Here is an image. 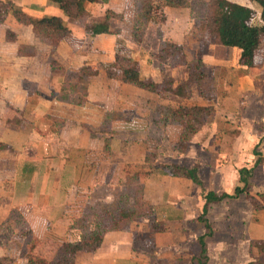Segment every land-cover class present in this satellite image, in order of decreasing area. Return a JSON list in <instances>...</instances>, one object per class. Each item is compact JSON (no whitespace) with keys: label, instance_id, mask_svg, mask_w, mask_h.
Instances as JSON below:
<instances>
[{"label":"crops","instance_id":"0c3cea01","mask_svg":"<svg viewBox=\"0 0 264 264\" xmlns=\"http://www.w3.org/2000/svg\"><path fill=\"white\" fill-rule=\"evenodd\" d=\"M229 1L260 11L250 0ZM0 3L15 7L33 19L61 17L69 29L68 38L51 49L47 44L38 43L30 29L22 28L12 14L3 16L0 22V142L7 146L0 152V228L9 225L15 229L20 220V225L29 231L15 246H0V259L28 264L29 256L34 254L51 261L63 243L82 239L83 232L77 222L88 211H93V207L83 209V206H88L96 190L102 188L97 183L105 181L101 169L109 164L104 157L109 152L105 151L104 137L98 131L118 130L113 127L115 125H111L112 129L103 125L109 122V101L119 104L123 97L110 98L113 93L108 89L109 82L104 77L103 68L114 60L118 47L130 51L131 58L134 52L123 43L121 45L118 38L123 35L120 32L91 36L87 25L106 21L104 15L98 16L90 11L92 3L86 5L85 16L79 20L67 18L48 0H0ZM108 4H104L106 9ZM179 10L172 11L162 29L172 32L166 42L187 45V30L182 27L181 30L174 29L177 18L173 13ZM8 28L19 33L15 43L7 40ZM221 46L231 51L232 58L225 61L216 58L211 63L217 66H223L227 61L238 64L240 51ZM140 53L141 48L136 59L141 77L161 83L162 77L156 72L142 73L143 69L149 68L145 66L148 56L142 57ZM51 61L56 63L54 67L50 65ZM84 67L99 71L90 82L87 101L83 105L73 103L71 100L76 95H70V100H62L61 86L69 79V72ZM174 71L171 69L169 76L176 83L186 79L183 75L178 80ZM121 146L125 144L115 138L110 140L112 154ZM116 152L118 154L120 150ZM178 164L187 168L195 166ZM204 169L206 167L201 163L197 171L205 192L231 195L236 187L241 186L240 175L228 172L225 167H214L217 171L213 181L205 177L208 173ZM105 184L112 187V181L110 184L105 181ZM139 186L140 196L153 208L155 220L162 223L165 230L152 233L147 218H141V222L128 220L118 228L104 231L99 248L94 252H80L76 264H192V260L200 256L198 239L207 233L204 224L198 221L205 205L203 190L193 185L190 179L152 173L141 180ZM119 187L121 190L122 185ZM114 190L111 189L110 193L113 194ZM112 194L104 197V202H109ZM241 197L211 205L223 206ZM13 213L16 214L14 218ZM251 218L240 239L219 238L216 247L211 244L217 236L216 229H212L213 236L206 238L208 264L215 261L216 264H264V248H260V245L264 246V210L254 211ZM210 224L212 227V222ZM140 234H144L142 239ZM27 240L35 241L32 252L30 249L22 252Z\"/></svg>","mask_w":264,"mask_h":264},{"label":"rangeland","instance_id":"374dc122","mask_svg":"<svg viewBox=\"0 0 264 264\" xmlns=\"http://www.w3.org/2000/svg\"><path fill=\"white\" fill-rule=\"evenodd\" d=\"M108 1H111L110 5L108 2L103 3L101 0H97L92 3L90 11L98 16L104 15L110 35L119 32L121 36L123 35L118 39H120L121 45L130 47L131 52H134L133 60L137 61L139 48H141L140 55L142 57L148 56L145 66L150 69H143L142 73L154 71L162 77L161 83H163L165 79L170 78L171 69H175V77L178 80L182 79L183 75H186L185 67L182 68L183 58L179 55L167 56L162 52L165 42L172 33L164 32L162 29L164 24L162 0ZM205 3L207 1L203 4ZM104 4H108L107 9ZM187 4V6L191 5L194 11H191L189 7H183L180 8V13L179 11L173 13V16L177 18L174 29L177 31V29L181 30L182 27V30H187L185 38L190 48L187 60L189 58H201L207 61V73L212 75L217 83L212 95H217L218 99L224 97V100L219 101V103L217 99L215 104L217 108L216 117L211 116L210 111L190 112L183 140L178 147H174L171 141L175 138V129L173 132H169L158 126L153 120L156 104L161 102L159 98L144 92H141L142 94L134 93L132 89H129L130 87L122 88L115 94L114 88L111 87L110 91L113 94L110 98L123 97L120 102L123 106H120V103L117 104V101L115 104L112 101L107 102L108 105L110 104V111L107 116L109 122H105L107 124L103 127L106 129L111 127L112 129L111 125H115L113 127L118 128V130H103L98 131V133L104 137V140L115 138L125 146L116 148V151L120 150L118 154L116 151L112 154L110 149L108 155L104 156L108 159L109 164L107 167H102L101 171L105 173L104 180L106 182L108 181L110 184L112 181L113 188H108L105 181L102 180L101 183H97L102 185V188L96 190L93 201L88 206H83V209L93 207L92 212L88 211L86 217L83 216V218H87V221L91 220L90 225L87 224L89 232L92 230L93 233H101L111 228H118L131 219L141 222V218L138 216L146 211V208L141 211L137 208L134 214L125 217L126 221L121 222L119 220L120 213L136 206V198L140 188L139 185H128L125 181L127 174L130 173L141 174L142 180L145 179L144 174L147 173L149 175L151 173L162 175L160 170L155 168L156 165H170L178 162L195 165L193 168L197 169L202 163L206 167L204 172L208 173L205 177L213 181L217 171H214V167L216 169L225 167L228 172L237 174L242 168L251 169L255 167L258 157L255 155L254 149L259 144L257 150L263 157V164L256 165L251 182L254 193L264 194V46L259 50L256 62L251 68H245L228 61L223 66L212 64L216 58L224 59V61L232 58V53L220 45L216 35L207 32L208 29L203 17L206 15L208 7L205 9L198 0H188ZM144 5L146 8L150 6L151 17L149 19L143 15ZM188 10L191 11V14L188 13ZM2 20L3 15L0 13V22ZM117 43L120 45L119 41ZM121 49L124 48L118 47V50ZM188 91L192 95L188 105L198 106L199 103L208 106L213 105V102L197 100L198 95L195 87L191 86ZM113 106L117 108L114 109ZM147 156L154 158V162L145 163ZM231 156L236 157L233 159ZM232 160L233 163H231ZM204 172L203 174H205ZM197 176H199L198 171ZM191 181L199 190L204 189L193 180ZM120 184L122 185L121 190ZM111 189H115L113 194L110 193ZM207 189L211 188L208 187ZM109 194H112V197L108 199L109 202H104V197ZM258 198L261 197L258 196ZM210 209L207 218L212 222V229H216L217 233V236L211 241L214 246L217 245L219 238L240 239L246 230V223L252 219L251 216L254 213L251 200L245 195H242L239 200L228 202L223 206L213 207L211 205ZM12 216L14 218L16 214L13 213ZM226 223H228V227ZM20 224L21 221L18 220V226L15 229L9 225L0 228L1 247L15 246L22 240L21 236L29 233ZM84 230H86V226ZM8 235L10 236L8 237ZM143 236L144 234H140L139 238ZM10 241L12 243H9ZM216 263V261L213 262V264ZM259 263L256 262V264ZM2 264H14V262L5 259ZM192 264H194L193 260Z\"/></svg>","mask_w":264,"mask_h":264},{"label":"trees","instance_id":"16d2710c","mask_svg":"<svg viewBox=\"0 0 264 264\" xmlns=\"http://www.w3.org/2000/svg\"><path fill=\"white\" fill-rule=\"evenodd\" d=\"M50 3L56 5L62 12L71 20H79L85 16V7L89 3H95L97 0H48ZM103 3H107L108 0H101ZM205 9L206 15L203 17L205 26L208 29V33L214 34L219 39L221 45L235 48L240 51L238 64L245 68H251L254 66L257 54L259 50L264 46V0H250L253 4L260 9L259 12L253 8L245 7L240 4L231 2L229 0H208L203 4L205 0H198ZM188 0H162V20L163 23L167 22V19L172 14L173 10L183 7H189L191 11H194L193 7L187 6ZM150 6L148 8L143 7V15L149 19L151 17ZM0 13L3 16L12 14L13 19L21 25L22 28L30 29L31 33L35 37L38 43L47 44L51 49L56 48L59 43L68 38L69 29L64 24L63 19L58 16H49L42 19H33L27 16L21 10L15 7L5 6L0 3ZM87 31L91 36L99 34H109V26L106 21L93 22L87 25ZM206 32V34H207ZM7 40L15 43L18 40L19 33L15 29L8 28L6 32ZM186 44H176L173 42H165L163 46V54L169 56L179 55L183 58L182 64L185 66L186 79L180 83H176L173 78L165 79L163 83H156L152 79L141 77V70L139 63L130 57L127 50L121 49L114 55V60L105 65L103 68L104 77L109 82L108 89L114 88L115 94L122 88H129L132 91L147 93L151 96L159 98L160 103L156 104L153 120L158 126L173 132L175 129V138L172 139L174 147H178L182 142L187 118L190 112L197 111H210L211 116L216 117L217 108L216 103L218 96L212 95L215 91L216 81L213 76L207 73L206 64L201 58H189L187 60L190 48ZM51 66H55L56 63L50 62ZM98 70L92 67H84L79 71H71L68 74V82L63 83L61 86L60 98L62 100H70V95L76 97L71 101L76 104L83 105L87 101V93L90 82L93 77L98 74ZM215 78V77H214ZM193 86L196 89L198 95L197 100L204 102H213V105H204L199 103L198 106H190L192 95L188 89ZM211 100V101H210ZM224 97H219V101H223ZM220 103V102H219ZM189 123V122H188ZM259 144L254 149L257 158L256 165L263 164V157L258 152ZM7 146L0 142V152L5 150ZM110 140H105V151H110ZM154 158L149 156L145 157V163H152ZM255 165V167H256ZM255 167L248 169L242 168L239 171L241 186L236 187L233 194L218 195L214 192H205L203 189V198L205 205L202 211V215L198 221L204 224L207 233L204 236L199 237L198 242L201 247V253L198 258H194V264H208V249L206 244V238L213 236V230L207 215L209 212V206L211 204H218L228 199H237L241 195L246 194L248 199L251 200L254 211L259 212L264 210V194L254 193L252 191L251 178ZM156 169L164 175L185 178L193 180L199 187L203 188L202 182L197 176L196 168H187L181 166L178 163H171L170 165H156ZM145 178L149 177V174H144ZM142 175L127 174L126 183L128 185L141 184ZM141 187L139 188L138 197L136 198L135 207L131 210L120 213L119 220L126 221L125 217L134 214L137 208L141 211L146 208V211L141 213L138 218L149 219L148 225L152 233L163 232L165 230L164 225L155 220V213L153 208L144 202L142 196H140ZM260 196L261 198H258ZM261 199V200H260ZM118 220V221H119ZM80 230L83 232L82 239L79 242L70 243L66 242L58 249V253L55 257L49 261L42 257L31 254L28 258V264H76L77 255L80 252H94L102 243L103 232L93 233L87 230V218H82L77 222ZM86 226V230L84 227ZM88 231V233H87ZM35 246V241L27 240L24 246V251ZM261 250L264 246L260 245ZM5 259H0V264Z\"/></svg>","mask_w":264,"mask_h":264}]
</instances>
